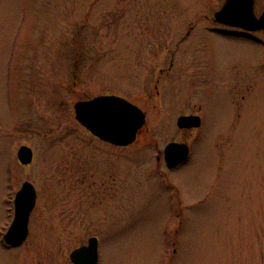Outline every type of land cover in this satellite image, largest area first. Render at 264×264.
Listing matches in <instances>:
<instances>
[{"label":"rangeland","instance_id":"obj_1","mask_svg":"<svg viewBox=\"0 0 264 264\" xmlns=\"http://www.w3.org/2000/svg\"><path fill=\"white\" fill-rule=\"evenodd\" d=\"M224 1L0 0V232L9 174L41 181L45 194L26 245L0 243V264H73L89 234H99L101 264H264V51L220 30ZM238 66L250 87L234 101L224 82ZM99 94L147 112L130 156L103 159V147L117 148L76 120L75 102ZM192 112L202 126L179 129ZM171 140L191 144L174 170L156 160ZM22 144L30 165L13 161ZM90 155L110 169L92 187Z\"/></svg>","mask_w":264,"mask_h":264},{"label":"water","instance_id":"obj_2","mask_svg":"<svg viewBox=\"0 0 264 264\" xmlns=\"http://www.w3.org/2000/svg\"><path fill=\"white\" fill-rule=\"evenodd\" d=\"M218 22L228 25L264 29V14L257 18L254 0H227L221 10L215 13ZM76 119L101 139L116 145L126 146L136 139L138 131L146 121V114L137 105L117 95H101L91 100L78 101L75 104ZM201 119L197 115H183L178 119L180 128L198 127ZM189 147L185 143L171 142L165 149V158L170 167L186 160ZM33 152L28 146H22L19 159L28 164ZM37 193L31 182H25L17 192L15 199V219L6 240L10 244L23 243L28 235L29 217L36 204ZM75 264H97L98 246L92 238L89 246H82L71 253Z\"/></svg>","mask_w":264,"mask_h":264},{"label":"flooded vegetation","instance_id":"obj_3","mask_svg":"<svg viewBox=\"0 0 264 264\" xmlns=\"http://www.w3.org/2000/svg\"><path fill=\"white\" fill-rule=\"evenodd\" d=\"M254 8H255V12L257 13L258 16H260L262 14V12H264V7H263L262 12L260 14H258V10L259 9L257 7V0H254ZM215 21L216 20H214V22ZM217 24H220V23H217ZM222 25H224V24H222ZM224 26H223V29H220V30H222V32L224 31L225 34H230V36L233 37V38H235L237 41L245 42L247 44H249L251 42H254L256 44L258 43L259 47L264 51V29H261V30H246V29L239 28V27H231V26H229L230 27L229 28V27H227L228 25H224ZM217 28H222V27L217 26ZM172 64H173V61L171 62V65ZM171 68H172V66H171ZM160 71H161V73H163L164 72V69H160ZM242 73H245V75H243ZM231 75H232V81L230 82L229 79H230V76ZM235 75H237V77ZM224 83H225V85H227L226 87L229 90V93H230L232 99L235 101L236 100V96H237L238 93L245 92L246 90L249 89V87H250V71L248 70V68L246 66H245V69H242L240 66H238L237 71H234V70L231 69L229 71V73H228V78L225 80ZM121 96H123V95H121ZM123 97H125V96H123ZM125 98H127V97H125ZM88 99H91V98H88ZM127 99L130 100L133 103H136L132 99H129V98H127ZM195 113L196 112H194V114ZM198 114L200 115V113H198ZM201 119H202V122H201V126H202V123H203L202 116H201ZM147 124H146L145 129H147ZM199 128H197V129H199ZM185 130H187V129H185ZM190 130H194V129H190ZM146 132H148V131H146ZM141 133H142V130L137 134V138H136V140L132 144H130L128 146H119V145H115V144H112V143L107 142V141L100 140L99 138H97L96 136H94L90 131H88V134L90 136H92L93 138H95L96 141H98V142L101 141V142L105 143L104 144L105 146H108L109 145V146H113V147L117 148V152H115L113 150H108L109 152H107L106 151L107 149H105L103 147V149H104L103 150L102 149V146L99 145L100 148L102 149V153H104V155L101 153V157L103 159L107 157V154H109V155H116V157H122L121 155H123V154L127 155V153L125 151L131 152V149H128V147H130L131 145H133L138 140V138L140 137V134ZM194 136H193V138H194ZM171 141H174V140H171ZM181 142H188L189 147H190V155H189L188 159L185 161V162H187L190 159V157H191V144H190L189 141H181ZM157 149H158V151H157V155H158L157 156V159H158V161H161L162 159L164 160L163 161V164H164V166H165L166 169L174 170L179 165L185 163V162H183V163H181L179 165H176L174 167H168L167 166V163L165 162V159H164V147H162L161 149L159 147H157ZM110 152H113V153H110ZM131 153L128 154L127 156H130ZM93 159L94 158L90 155V158L88 159V184H90L91 187L94 184L96 185L97 183H98V185H100L101 182L104 183L107 180V177H106V175H102V172H108L109 173V171H110V169H108V168L105 169L106 164H100L99 166H97L96 162ZM120 160H122V159H120ZM158 172L159 173L157 175H158L159 181H161L165 185H168L169 187H171V185L169 183V178H168L167 172L164 173V172H161L160 170H158ZM114 177H115V175H114ZM103 179H105V180L103 181ZM24 181H32V180H24ZM115 181H116V178H115ZM101 186L104 187L105 185H101ZM38 189H39V191H38ZM36 190H37V198H36V206H37V204L40 203L39 198H42L45 195L43 193L44 192V187H43L41 181H40L39 187L36 188ZM40 191L43 193L42 195L39 193ZM171 198H175V197H172L171 196ZM44 200L45 199L43 198L42 201H44ZM12 206H13V209L11 210V212L8 213L9 222H8L5 230H8L7 228L9 227V225H11V223H12V221L14 219V205L12 204ZM34 210L32 211L31 216H30V219H29V231H28V235H27L25 241L20 244V246H12L10 244H7L6 242H3V239H0V243L4 244L9 249H11V248H14V249H19L20 248L21 249L22 246L26 245V243L28 241V238H29V236L31 234V231H32V220L34 219ZM54 219L58 220V224H59L60 227L61 226H67L68 223L70 224V222L67 221L66 218H64L63 216H58L57 218H54ZM44 235L46 236V232H44ZM44 235H43L42 238H40V242H38V240L36 241V243L39 246H41V247L44 244ZM93 237H95L97 239V246H98V250H99L98 251V264H101V253H100V238H99V234H89L88 239H87V242L84 243V244H80L78 247L83 246V245H86L87 243L89 244V240L91 238H93ZM75 238H76V233L74 234L73 239L75 240ZM52 240H55V239L52 238ZM54 247H55V245H54ZM54 250L59 251L57 247H55Z\"/></svg>","mask_w":264,"mask_h":264}]
</instances>
